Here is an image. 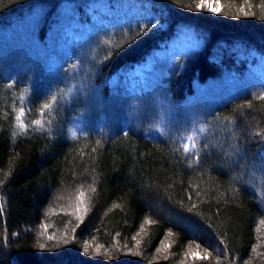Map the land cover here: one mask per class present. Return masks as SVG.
<instances>
[{
  "label": "trees",
  "instance_id": "obj_1",
  "mask_svg": "<svg viewBox=\"0 0 264 264\" xmlns=\"http://www.w3.org/2000/svg\"><path fill=\"white\" fill-rule=\"evenodd\" d=\"M92 1L0 0V264H126L112 252L94 261L88 246L122 255L134 238L143 258L133 264H264V80L256 75L264 0H220L212 14L196 8L199 0H103L121 6V18L69 43L59 76L43 72L44 36L59 39L66 25L85 22ZM181 28L200 42L176 55L165 86L172 102L193 103L205 116L196 150L185 152L171 135L148 136L141 124L122 127L115 113L100 130L67 132L66 118L97 102L118 111L117 97L108 102L113 77ZM10 30L34 42L20 39L11 49ZM11 61L22 68L15 66L17 79L2 74ZM225 75L239 81L238 91L204 110L201 87ZM81 77L85 86L68 96ZM45 103L52 108L42 110ZM21 108L23 130L15 119ZM165 239L170 248L154 258ZM197 245L208 259L182 255Z\"/></svg>",
  "mask_w": 264,
  "mask_h": 264
},
{
  "label": "rangeland",
  "instance_id": "obj_2",
  "mask_svg": "<svg viewBox=\"0 0 264 264\" xmlns=\"http://www.w3.org/2000/svg\"><path fill=\"white\" fill-rule=\"evenodd\" d=\"M126 7L134 11L139 10L138 4L135 6L128 4ZM121 8L122 7L119 5L115 6V8H111L103 0L92 1L88 4L86 9L87 19L85 22L79 23L76 20L72 24L66 25V32H64V35L59 39L54 40L49 33L46 34L44 39L49 48L50 60L48 59V61L45 62L44 68L42 69L43 72L49 73L52 77H56V75L59 76L58 73L62 61L65 60V57L70 56L69 43L78 38H91L110 28L115 21L121 18ZM209 13L208 15H210ZM32 22H34V17H32L31 21L28 23V29L33 28V25L30 26ZM161 26H164V24ZM19 32L15 33L10 30L5 33L4 39L8 42L6 45L7 47H11L12 49V46L19 42L20 39L32 40L31 42H34L31 34L23 32L22 35H20ZM199 42L198 36L191 28L179 29L172 38L162 47L155 50L145 61L113 77L110 82V97L108 98V102L115 104L117 97L119 102L117 105L120 104V109L118 111L111 108L107 109L108 104L105 101L98 103L96 99L93 100L92 97H90L91 104L97 102L94 110H88L87 107L86 110H82L76 115L66 118L65 124L69 127L67 132L71 135H76L83 134L93 127L94 129L98 128L96 130H100L105 123L108 125V122L110 123L116 114L117 121L121 123L122 127H127L129 125L140 127L139 125L141 124V128L148 136L167 137V135H171L179 139L182 145L184 143L191 145L195 142L196 147L190 148V150H196L200 140L206 135L207 127L204 121L205 116L197 112L195 104L193 103L180 104L171 101L166 94L165 70L172 65L179 52L196 47L199 45ZM32 46L34 47V45ZM8 49L9 48L4 52L5 54H14L13 52H7L11 50ZM18 62L19 61H11L9 65L5 66V70H3L2 73L3 76L17 79L15 74L12 73L15 66L18 70L22 69L21 66L18 65L20 64ZM260 62L261 64L256 66V75L259 79L264 80L263 58L260 59ZM77 81H79V84L70 87L69 90L71 91L68 90V96L72 95L76 90V86H85L86 79L83 77L78 78ZM238 86L239 81L232 75H225L221 79L214 80L208 85L201 87L204 92L200 95V105L203 106L204 104L203 107L206 108H204V110H209L210 106L218 100L230 97L235 91H238ZM65 104L66 103L63 102L64 106ZM114 121L115 120H113V123ZM201 127L205 128V131L202 133L199 131ZM109 130L112 132L111 128ZM189 135L194 137V141H188L186 139ZM169 248L170 244L167 239H165L156 250L154 258L159 259V253L165 254ZM88 249L92 252L90 253V255H92L91 259L100 262L102 261V256L111 252L112 254H117V257L128 264L136 262L141 263V259L143 258V255L138 251L139 240L136 238L133 240V245L127 244L125 248H119L123 253L122 255L117 249L110 251L97 245L92 246V244L88 246ZM75 251L77 252V249H75ZM193 252L198 253L200 257L204 255L202 250L195 246L186 248L182 255L189 260H196L197 258H194L192 255Z\"/></svg>",
  "mask_w": 264,
  "mask_h": 264
},
{
  "label": "snow or ice",
  "instance_id": "obj_3",
  "mask_svg": "<svg viewBox=\"0 0 264 264\" xmlns=\"http://www.w3.org/2000/svg\"><path fill=\"white\" fill-rule=\"evenodd\" d=\"M250 7H251V5H249V8ZM196 8L197 9H201V10L207 9V11H209V12L216 13V12H219L220 11V0H199V3L196 4ZM240 11L245 16L251 14L249 11H245L244 8H243V6H241ZM225 14H227V13H225ZM69 91H71V90H69ZM51 99H52V101H55L57 99V97L55 95H53L51 97ZM51 108H52V104L51 103H45L42 106V110L43 109H49L50 110ZM23 115H24V109L21 108L19 110V112L17 113L16 117H15V119L19 122V128L21 130H23L26 127V125L22 122ZM32 123L35 124V125H37V126H42V122L39 119L33 120ZM199 131L202 133V132L205 131V128L204 127H201L199 129ZM125 135H126V133H125ZM257 135H261V133H257ZM186 139L188 141H194V137L192 135H189ZM195 147H196L195 142H193L191 145H189L188 143H184L182 145V148H183V150L185 152H189L190 151V148H195ZM94 190L95 189H93V191ZM79 195H80V197H83L85 194L83 192H81ZM81 203H83L82 200H81ZM261 223H264V220H262ZM48 239L51 240V239H53V237L49 236ZM40 247L43 248L44 245L41 244ZM197 248H199V245H197ZM85 251H87V248H85ZM253 251H255V249H253ZM192 255H193L194 258H197V259H208V257L211 255V253H206V255L203 256V257H200L199 254L198 253H195V252H193Z\"/></svg>",
  "mask_w": 264,
  "mask_h": 264
}]
</instances>
